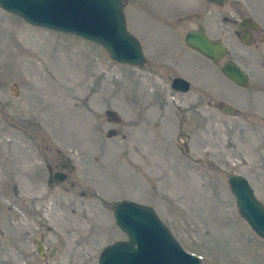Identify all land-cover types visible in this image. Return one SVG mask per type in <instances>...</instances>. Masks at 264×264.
Wrapping results in <instances>:
<instances>
[{
	"label": "rangeland",
	"instance_id": "374dc122",
	"mask_svg": "<svg viewBox=\"0 0 264 264\" xmlns=\"http://www.w3.org/2000/svg\"><path fill=\"white\" fill-rule=\"evenodd\" d=\"M124 3L150 59L143 67L0 7V264H96L108 244L128 239L113 214L124 200L152 208L202 264H264V239L228 182L247 176L264 202V42L245 45L236 32L243 17L264 24V0ZM199 25L249 71L246 88L185 44ZM168 71L194 91L179 98ZM223 100L239 113L221 112ZM62 163L68 178L52 185Z\"/></svg>",
	"mask_w": 264,
	"mask_h": 264
},
{
	"label": "water",
	"instance_id": "95a60500",
	"mask_svg": "<svg viewBox=\"0 0 264 264\" xmlns=\"http://www.w3.org/2000/svg\"><path fill=\"white\" fill-rule=\"evenodd\" d=\"M208 1L225 5L229 0ZM0 7L33 26L94 42L118 63L140 67L146 63L142 44L128 30L124 0H0ZM185 42L213 60H219L228 49L222 41L210 38L204 27L188 31ZM223 72L240 85L248 83L247 73L232 61L225 63ZM173 86L188 91L190 83L177 77ZM65 176L56 173V181L62 182ZM228 182L239 213L264 239V203L257 198L250 180L233 174ZM113 213L128 240L107 245L96 264H202L200 256L187 251L150 207L124 200L113 206ZM39 253L43 254L41 247Z\"/></svg>",
	"mask_w": 264,
	"mask_h": 264
},
{
	"label": "flooded vegetation",
	"instance_id": "af4514ba",
	"mask_svg": "<svg viewBox=\"0 0 264 264\" xmlns=\"http://www.w3.org/2000/svg\"><path fill=\"white\" fill-rule=\"evenodd\" d=\"M197 16V15H196ZM201 27H204L202 25H199L198 27L196 28H193V29H199ZM205 29L208 30V28L205 26L204 27ZM190 30V29H189ZM188 30V31H189ZM209 31V30H208ZM237 34H239V38H240V41L243 42L245 45H250L252 44L253 42L256 41V38L261 41V42H264V24L259 22L258 20H254L252 19L251 17H243L238 23H237ZM210 33V31H209ZM213 37V36H212ZM211 37V38H212ZM214 40H220V41H223V39L221 38H212ZM225 43V42H224ZM186 44V43H185ZM187 45V44H186ZM225 45L227 46V53L224 54L219 60H213L211 58H208L209 60L213 61V62H216L217 65L219 66L220 68V71L221 73L229 80L231 81V83H233L235 86H237L239 89H244L246 88V86L249 84L250 82V79H251V75L249 73V71L244 67V65L240 62V60L236 57H234L232 55V51L230 50V48L228 47V44L225 43ZM188 46V45H187ZM189 47V46H188ZM192 49V48H191ZM199 53V52H198ZM202 55V54H201ZM232 55V57H231ZM229 56V57H228ZM207 58V57H206ZM223 62L221 63V67H220V64L219 62L223 59ZM146 63L145 65L150 62V59L149 58H146ZM228 61H232L234 63H236L238 66H240L248 75V83L246 85H240L239 83L235 82L234 80H232L230 77H228L224 72H223V66L225 65L226 62ZM168 74H166V76L168 77L169 79V87L170 89L177 95L179 96L180 98V94H183V95H186V94H189L190 92L194 91L193 90V84H192V80L189 79L188 77L182 75V74H178V73H175V72H171V71H168L167 72ZM177 77H181V78H184L186 80L189 81L190 83V88L188 91H180V90H177L174 88L173 84H174V79L177 78ZM205 90L206 88L202 87L200 88L199 86L196 87V92H197V96L198 95V92H200L202 95H207L209 98H210V90H209V93L206 94L205 93ZM213 92V95H216V96H221L220 94H217L214 90H212ZM258 95V93H257ZM259 96V95H258ZM223 97V96H222ZM225 98V97H224ZM226 99V98H225ZM210 103V102H209ZM217 107L219 108V110L221 112H223L224 114L228 115V116H234L236 114L239 113V109L236 107V104L232 103V102H227L226 101H219V103H216ZM254 106H257L258 105H255ZM188 109H185L184 111L187 112V114L189 115V119H192V116L193 114L192 113H195V103H191V104H188L187 105ZM134 122V121H133ZM186 135H184L185 137ZM132 137L134 138V136L132 135ZM146 141V140H145ZM138 143V141H136ZM145 144V145H144ZM180 149L182 151V149L186 148L187 147V143L185 141H180ZM142 146H144V148L147 147L146 143L143 141V144ZM68 164L69 163H62L61 165L60 164H56V168H59L60 166L62 167L61 169L57 170L56 172H54L52 174V177H51V184L52 185H55V184H60L62 182H64L67 178H68V173H66L64 170L67 169L68 171H70V169H68ZM59 172H63L66 174L65 176V179L62 181V182H57L56 181V173H59ZM40 248V247H39ZM43 252V250H42ZM40 254V253H39ZM41 255V254H40ZM43 255V254H42Z\"/></svg>",
	"mask_w": 264,
	"mask_h": 264
}]
</instances>
